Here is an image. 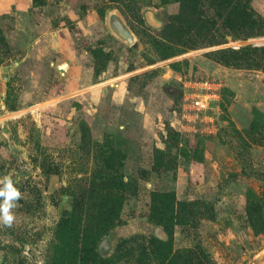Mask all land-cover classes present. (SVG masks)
Listing matches in <instances>:
<instances>
[{
  "label": "rangeland",
  "instance_id": "rangeland-1",
  "mask_svg": "<svg viewBox=\"0 0 264 264\" xmlns=\"http://www.w3.org/2000/svg\"><path fill=\"white\" fill-rule=\"evenodd\" d=\"M30 1L0 14V264H264V0Z\"/></svg>",
  "mask_w": 264,
  "mask_h": 264
},
{
  "label": "trees",
  "instance_id": "trees-1",
  "mask_svg": "<svg viewBox=\"0 0 264 264\" xmlns=\"http://www.w3.org/2000/svg\"><path fill=\"white\" fill-rule=\"evenodd\" d=\"M158 200H162L160 201L161 204L158 203ZM153 203L154 204L152 210L153 212L152 217L156 220L162 219L164 221L165 219L167 220V223L168 220L170 219H168L167 216L162 213L161 211L162 206H164L166 208V211H169L170 212L169 214H171L172 212H174V209L177 205L180 208H184V206L187 205V203L177 202L175 197L171 196L170 194H164L160 199L154 198ZM191 204L192 203H189V205ZM158 216L160 217L162 216V217L159 218ZM152 246L154 250L157 249V251H154L155 256H159L161 257V259L164 258L163 261L165 262V264H172L173 262L174 264H179V262H182L184 264H191L189 258H190V253H192V251L190 252L179 251L174 253L173 247L170 242L167 241L163 242L160 240L156 241L155 243H152ZM196 252L197 253L195 255V258L199 259V261H201V263L203 264L204 261H206V258L208 259L207 254L201 251H196ZM84 254H85V258H82V262L80 264H108V260L100 256L94 247L90 250H86Z\"/></svg>",
  "mask_w": 264,
  "mask_h": 264
},
{
  "label": "built area",
  "instance_id": "built-area-1",
  "mask_svg": "<svg viewBox=\"0 0 264 264\" xmlns=\"http://www.w3.org/2000/svg\"><path fill=\"white\" fill-rule=\"evenodd\" d=\"M186 103L197 111H208L211 108L218 85L209 80H191L184 83Z\"/></svg>",
  "mask_w": 264,
  "mask_h": 264
},
{
  "label": "clouds",
  "instance_id": "clouds-1",
  "mask_svg": "<svg viewBox=\"0 0 264 264\" xmlns=\"http://www.w3.org/2000/svg\"><path fill=\"white\" fill-rule=\"evenodd\" d=\"M22 192L16 186L11 174L0 178V222L11 227L15 216L13 209L18 207V202L22 199Z\"/></svg>",
  "mask_w": 264,
  "mask_h": 264
},
{
  "label": "crops",
  "instance_id": "crops-1",
  "mask_svg": "<svg viewBox=\"0 0 264 264\" xmlns=\"http://www.w3.org/2000/svg\"><path fill=\"white\" fill-rule=\"evenodd\" d=\"M31 7L30 0H0V14L16 10H28Z\"/></svg>",
  "mask_w": 264,
  "mask_h": 264
}]
</instances>
